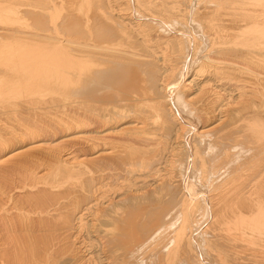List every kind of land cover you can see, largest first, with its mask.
<instances>
[{"label": "bare ground", "instance_id": "6f19581e", "mask_svg": "<svg viewBox=\"0 0 264 264\" xmlns=\"http://www.w3.org/2000/svg\"><path fill=\"white\" fill-rule=\"evenodd\" d=\"M0 264H264V0H0Z\"/></svg>", "mask_w": 264, "mask_h": 264}, {"label": "rangeland", "instance_id": "374dc122", "mask_svg": "<svg viewBox=\"0 0 264 264\" xmlns=\"http://www.w3.org/2000/svg\"><path fill=\"white\" fill-rule=\"evenodd\" d=\"M98 215H96L92 220L91 218L88 220V226L85 230H83L82 235L86 241L97 242L96 234L98 232ZM94 229L97 230L96 234H94Z\"/></svg>", "mask_w": 264, "mask_h": 264}]
</instances>
